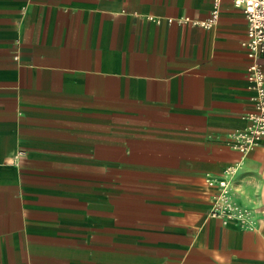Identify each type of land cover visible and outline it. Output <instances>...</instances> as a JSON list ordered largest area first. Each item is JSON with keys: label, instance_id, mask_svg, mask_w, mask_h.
Wrapping results in <instances>:
<instances>
[{"label": "crops", "instance_id": "1", "mask_svg": "<svg viewBox=\"0 0 264 264\" xmlns=\"http://www.w3.org/2000/svg\"><path fill=\"white\" fill-rule=\"evenodd\" d=\"M0 0V264H264V217L210 214L236 165L264 208V137L233 0ZM191 20L182 23L179 19Z\"/></svg>", "mask_w": 264, "mask_h": 264}, {"label": "built area", "instance_id": "2", "mask_svg": "<svg viewBox=\"0 0 264 264\" xmlns=\"http://www.w3.org/2000/svg\"><path fill=\"white\" fill-rule=\"evenodd\" d=\"M233 3L244 11L247 19V32L242 40V46L250 60L248 78L255 90L254 110L248 114L250 123L246 129L233 134L234 146L245 152L257 145L264 137V0H233ZM219 4L220 0H214L212 14L207 20H191L188 17L179 20L182 23L191 20L194 24L211 27L219 15ZM236 170V165H230L225 168L222 177H208L210 184L219 187L210 214L222 219L224 223L233 220L246 229H255L264 217V208L244 204L238 200L232 185V177Z\"/></svg>", "mask_w": 264, "mask_h": 264}]
</instances>
